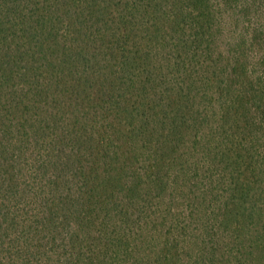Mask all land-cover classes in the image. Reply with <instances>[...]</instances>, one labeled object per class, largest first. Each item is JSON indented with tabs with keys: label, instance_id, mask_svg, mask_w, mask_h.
I'll use <instances>...</instances> for the list:
<instances>
[{
	"label": "trees",
	"instance_id": "16d2710c",
	"mask_svg": "<svg viewBox=\"0 0 264 264\" xmlns=\"http://www.w3.org/2000/svg\"><path fill=\"white\" fill-rule=\"evenodd\" d=\"M0 264H264V0H0Z\"/></svg>",
	"mask_w": 264,
	"mask_h": 264
}]
</instances>
